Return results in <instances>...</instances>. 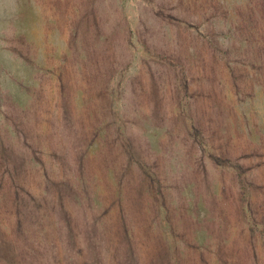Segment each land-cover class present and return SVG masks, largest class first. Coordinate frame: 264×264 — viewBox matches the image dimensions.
I'll return each instance as SVG.
<instances>
[{
	"label": "rangeland",
	"instance_id": "1",
	"mask_svg": "<svg viewBox=\"0 0 264 264\" xmlns=\"http://www.w3.org/2000/svg\"><path fill=\"white\" fill-rule=\"evenodd\" d=\"M0 264H264V0H0Z\"/></svg>",
	"mask_w": 264,
	"mask_h": 264
},
{
	"label": "trees",
	"instance_id": "2",
	"mask_svg": "<svg viewBox=\"0 0 264 264\" xmlns=\"http://www.w3.org/2000/svg\"><path fill=\"white\" fill-rule=\"evenodd\" d=\"M57 155H58V153H57ZM111 180H112V176H111L109 182H111ZM88 183H89V180H88V178L86 177L85 182L83 183L85 186H87V187H86V191H90V193H91L90 196H91V197H92L93 195L97 197V195L94 193V191L91 190V189L88 187ZM120 194H121V193H120ZM78 196H79V193H76V192H75L74 194L71 195L70 198L73 200L74 203H76V202L79 201V200H78ZM117 198H118V200H119V203H121V200H120L119 196H117ZM98 200H99V197H97V198L92 197V202H93L94 204H97V203H98ZM121 212H122V211H121ZM123 213H124V212H122V213L120 214V216H121V215L123 216V215H124ZM130 230H131V232L133 231L132 228H131Z\"/></svg>",
	"mask_w": 264,
	"mask_h": 264
}]
</instances>
